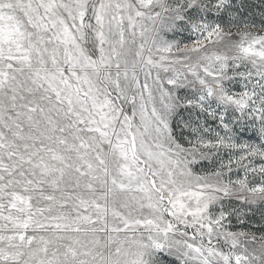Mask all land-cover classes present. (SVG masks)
<instances>
[{"label":"snow or ice","instance_id":"obj_1","mask_svg":"<svg viewBox=\"0 0 264 264\" xmlns=\"http://www.w3.org/2000/svg\"><path fill=\"white\" fill-rule=\"evenodd\" d=\"M0 264H264V0H0Z\"/></svg>","mask_w":264,"mask_h":264}]
</instances>
